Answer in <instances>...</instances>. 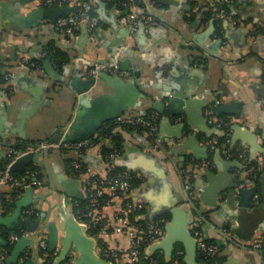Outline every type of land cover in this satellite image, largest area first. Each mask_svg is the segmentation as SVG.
I'll list each match as a JSON object with an SVG mask.
<instances>
[{
  "label": "crops",
  "instance_id": "obj_1",
  "mask_svg": "<svg viewBox=\"0 0 264 264\" xmlns=\"http://www.w3.org/2000/svg\"><path fill=\"white\" fill-rule=\"evenodd\" d=\"M48 1L0 0V152L14 145L30 151L42 143L88 146L35 152L39 163L18 176L27 178L35 168L40 185L21 191L0 187L3 198L17 194L9 211L0 210L3 217L14 215L17 202L31 203L14 231L0 228L10 240L23 226L20 237L31 241L17 264H47L40 243L47 239L50 252L51 226L58 232L51 253L57 263L85 264L80 233L93 237L74 226V205L85 199L87 179L108 174L107 158L115 148L122 153L116 166L136 176L132 200L145 209L139 220L148 227L163 223V237L146 250L147 258L172 263L179 249L184 264H200L199 242L206 241L219 248V264H264V252L254 248L264 243V174L238 190L247 173L237 159L210 150L212 133L224 134L206 117L209 109L215 113L217 107L240 104L238 114L219 119L229 124L234 147L247 151L251 161L264 158V33L256 31L264 30V0H235L231 16L237 25L218 16L216 0H125V5L68 0L64 5L90 2L94 7L98 27L89 30L86 44L79 43L81 27L66 37L43 18ZM127 10L157 24L140 25L131 34ZM50 45L68 56L62 66L50 60L55 78L44 64L38 67ZM120 58L130 63V71L99 75L94 87L78 95L76 79L87 83L97 63L116 64ZM172 87L185 93L188 105L178 116L168 109L162 115L155 107L170 101L176 93ZM137 117L158 119V136L134 125ZM111 125L115 141L103 136ZM76 161L86 173H73ZM187 176L200 189L195 204L186 190ZM116 212L115 207L104 210L109 218ZM29 216L40 223L35 233L22 223ZM107 242L115 250L129 245L119 234ZM11 256L3 248L0 264Z\"/></svg>",
  "mask_w": 264,
  "mask_h": 264
},
{
  "label": "built area",
  "instance_id": "obj_2",
  "mask_svg": "<svg viewBox=\"0 0 264 264\" xmlns=\"http://www.w3.org/2000/svg\"><path fill=\"white\" fill-rule=\"evenodd\" d=\"M50 6L54 4V1L49 0L47 2ZM64 5L68 3V0H58L55 4ZM218 16L223 20H231L233 25H237L238 22L232 19L230 13L224 8L232 7L231 0H216ZM69 5V4H67ZM79 7L77 14H72L68 17H61L58 19L56 26L66 37H72L79 30L83 23L88 25L89 30L92 32L98 27V22L94 18V7L90 2L76 3ZM125 24L128 26L131 34H134L139 29L140 25L143 26H155L157 23L149 17H139L136 14H129L125 19ZM38 68V67H37ZM115 73L117 71L116 64L97 63L92 69V75L98 77L101 73ZM8 79V77L6 78ZM206 117L208 124L218 131L224 132L226 140L220 142L217 136L209 139L208 146L211 151L219 150L227 158L237 159L243 165L246 171V178L241 180L238 185V190L245 187L248 183L256 181L259 173L264 172V158L258 160V168L251 166L250 157L248 152L241 149H236L231 143V134L226 133L225 129L229 124L219 119L213 110L206 111ZM134 125L140 126L152 135L158 136L159 125L156 118H144L137 117L132 121ZM88 146L87 143L78 144H65L54 145L42 143L35 149H15L11 147L5 154L4 162L0 167V187L21 191L26 188L36 187L40 185V182L36 179V173H31L30 176L21 177L12 172L11 167L13 163L29 152H40L43 150L61 149V148H73L78 151L85 149ZM122 158V153L118 148H115L111 156L108 159L110 165V171L103 177H91L84 182L85 199L74 205V215L76 219L86 225L88 232L96 239V249L100 253V257L103 259L115 262L117 264H138L139 260L145 255L146 250L158 242L164 234L163 223H158L152 227H148L145 223L139 219L144 215V206L135 204L132 200V182L136 180V176L126 169L110 174L116 167V163ZM87 170L83 166L81 161L73 163V173L83 174ZM186 190L188 191L190 198L196 200L198 198V192L194 188V183L191 181L190 176L186 178ZM256 203L259 201V196H255ZM3 196L0 193V210L2 209ZM109 207H115L117 210L113 218H109L105 215L104 210ZM30 214H34L30 212ZM133 220H132V218ZM195 230V237L200 240L202 233L200 230V223L197 224ZM113 234H119L126 237L129 241V245L125 248L112 249L108 244L109 239ZM19 237L16 235L11 236L10 242L16 243ZM101 241V243H100ZM254 248L264 252V243H257ZM40 250L44 251L45 257H49L48 242L47 239H43L40 243ZM199 251L205 256L212 264H219L218 254L219 248L214 243L206 241L199 242ZM183 252L178 251L175 255V259L172 264H179V260L182 258ZM149 264H161L157 259L150 258Z\"/></svg>",
  "mask_w": 264,
  "mask_h": 264
},
{
  "label": "water",
  "instance_id": "obj_3",
  "mask_svg": "<svg viewBox=\"0 0 264 264\" xmlns=\"http://www.w3.org/2000/svg\"><path fill=\"white\" fill-rule=\"evenodd\" d=\"M78 11H79V7L77 5L62 6L56 3L53 6L44 7L41 13L44 19L49 20L52 25H56L58 19H60L61 17H68L72 14H77ZM126 14L129 15L130 10H127ZM0 24H1V18H0ZM81 31H82L81 38L79 40V43L86 44L90 36L89 28L86 23H83L81 25ZM0 37H1V33H0ZM116 66H117V71H120V72L130 71V68H129L130 63L128 61L122 60L121 58L119 59V61L116 62ZM44 70L46 73H48L50 76L54 78L57 76V73L53 69L51 65V61L49 59L46 60L44 63ZM102 74H104V72L101 73L100 75ZM0 76H1V73H0ZM96 81L97 80L95 77H92L89 81H87V83H82L79 79H76L75 87H76V91L78 95L79 96L84 95L87 91H89L92 87L95 86ZM170 91L171 92L176 91L175 95L171 97L168 103H165V102L161 104L158 103L155 107V111L163 115L168 109L174 116H178L182 113L181 111L183 110V108H185L188 105L186 101L187 97L181 89H178L176 87H172ZM82 103L86 104V101L83 100ZM240 107L241 105L238 103L217 107L215 115L220 117L222 115H232L233 113L238 114L240 111ZM216 132H222V131H218L216 129ZM223 134L225 133L223 132ZM209 135H211V133H209ZM212 135L223 136V135H219L218 133L217 134L212 133ZM210 137H213V136H210ZM4 158H5V153L0 152V164L3 163ZM39 158L40 156L38 153H35V152L26 153L20 158H18L13 163L11 170L12 172L17 173L19 175H26L29 168L39 163ZM250 161H251V158H250ZM194 188L198 192V198L196 199L197 201L199 199L200 189L196 188L195 185H194ZM29 195L31 198L32 195H34V190L30 189L28 191V197ZM196 201L192 200V203L195 204ZM30 204L31 203L30 202L28 203V201H21V202L15 203L16 211L14 215H12L11 217H3L0 213V228L2 227V228H6L9 231H12V230L14 231L16 228L15 226L20 225V218L22 216L23 209L28 208ZM22 223L27 226L28 233H35L40 228V223L30 216L24 217L22 220ZM73 223H74V226L82 233H84V231L87 230L86 225L80 223L75 217L73 218ZM49 230H50L49 250H50V253H54L58 245V232H57L56 227L54 226H51ZM80 239L83 240L82 249H83L85 264H113L112 262L104 260L101 257H99L97 254H95L94 249L97 244V241L95 238H88L80 233ZM8 245H9L8 241L4 240V237L0 234V255L2 253L3 248H6ZM30 246H31V241L29 238L20 237V239L13 246L12 256L8 260H6V263L7 264H17L18 261L21 259V257L24 255V253L30 248ZM77 248L78 246L74 248V251ZM193 253L195 254V252H193V249H190L191 258L193 257ZM55 264H59L57 263V260H55ZM66 264H73V263H70L68 260Z\"/></svg>",
  "mask_w": 264,
  "mask_h": 264
},
{
  "label": "trees",
  "instance_id": "obj_4",
  "mask_svg": "<svg viewBox=\"0 0 264 264\" xmlns=\"http://www.w3.org/2000/svg\"><path fill=\"white\" fill-rule=\"evenodd\" d=\"M112 1H114V0H112ZM122 4H127V2L125 1V0H119ZM232 1V7H227V6H225L224 8L230 13V15H232V12H233V7H235L236 6V1L235 0H231ZM257 32H260V33H264V30L262 29V28H257V30H256ZM49 48V47H48ZM51 60L52 61V63L55 65V64H57L58 66H62L63 64H66L67 62H68V56H67V54H65V53H62L61 51H59V50H56L54 47H52V45H50V48L49 49H47L46 50V55H45V57L39 62V65H38V67H42L43 66V64H44V62L46 61V60ZM225 131H226V133H230L231 131H230V127H227L226 129H225ZM231 134V133H230ZM103 136L104 137H109V138H111L112 139V141H115L116 140V136H113V134H112V125L110 126V127H107L105 130H104V132H103ZM217 138L219 139V141L220 142H224L225 140H226V136L225 135H223V136H217ZM119 147V146H118ZM13 148H15V149H18V150H21V149H23V146H21V145H14L13 146ZM236 149H239V148H237L236 147ZM241 150H244V149H241ZM251 166L252 167H255V169H257L258 168V163H257V160H254V161H251ZM123 170V168H120V167H115L113 170H112V172L110 173V174H112V175H114L115 173H117V172H119V171H122ZM36 171H37V169H31L30 170V172L31 173H36ZM262 174H264V172H262V173H259V175H258V178H259V176L260 175H262ZM16 175H18L17 173H16ZM257 178V179H258ZM256 179V180H257ZM135 183H136V180H134L133 182H132V184H133V187L135 186ZM16 193L15 194H13L12 196L10 195L8 198H7V196L6 197H4L3 198V204H2V210H4V211H9L10 209H11V202L16 198ZM131 218H132V216H131ZM132 220H133V218H132ZM24 231V227L22 226V227H20V229H18L17 231H16V234L15 235H18L19 237L22 235V232ZM3 237L8 241V243H9V245L6 247V252H7V256H9L10 254H11V252H12V250H13V246H14V244L13 243H11L10 242V240H9V236L7 235V234H3ZM100 243H101V241H100ZM178 251H179V249H178ZM45 252L44 251H42V250H40V254H44ZM47 253L49 254V257L47 258V264H55V258H54V256L49 252V251H47ZM154 259H157L161 264H172V263H165V262H163L161 259H159L157 256H154L153 257ZM149 261H150V258H147L145 255L139 260V263L138 264H149ZM199 262H200V264H212L210 261H208V259H206L205 258V256L204 255H202V254H200V256H199ZM179 264H184V262H183V258H181L180 260H179Z\"/></svg>",
  "mask_w": 264,
  "mask_h": 264
}]
</instances>
